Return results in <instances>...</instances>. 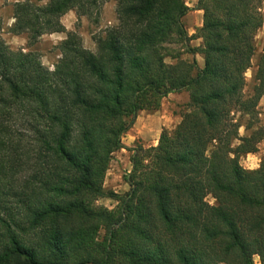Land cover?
Masks as SVG:
<instances>
[{
    "label": "trees",
    "instance_id": "16d2710c",
    "mask_svg": "<svg viewBox=\"0 0 264 264\" xmlns=\"http://www.w3.org/2000/svg\"><path fill=\"white\" fill-rule=\"evenodd\" d=\"M101 4L16 1L10 32L28 36L27 50L0 33V264H264V160L240 163L264 140V52L244 94L263 0H197L193 35L186 0H117L118 23L92 51L61 18L98 23ZM52 33L66 38L50 69L34 47ZM181 91L177 126L133 148L129 190H106L138 113Z\"/></svg>",
    "mask_w": 264,
    "mask_h": 264
},
{
    "label": "rangeland",
    "instance_id": "374dc122",
    "mask_svg": "<svg viewBox=\"0 0 264 264\" xmlns=\"http://www.w3.org/2000/svg\"><path fill=\"white\" fill-rule=\"evenodd\" d=\"M16 1L20 0L0 1L2 2L0 3V33L12 49L27 50L28 36L26 34L16 35L10 32V28L15 20L13 18V5ZM31 1L37 4H45L49 0ZM101 3V14L98 23L91 21L86 16L78 18L75 10L69 11L61 18L66 29L77 31L82 37L84 46L92 51L97 50L94 37L104 34L108 28L118 23L116 14L117 0H101ZM186 3L191 9L184 20L189 34L193 35L197 33L198 28L202 25L203 11L196 9L197 0H186ZM261 11L264 16V0ZM65 38V33H59V35L45 34L34 47V50H37L41 54L43 63L50 69L54 68V65L61 57L59 46ZM255 43L256 53L252 59V66L245 73V96L252 95L256 84L254 77L256 66L259 56L264 52V25L258 30ZM191 44L198 47L201 44V39L195 38L191 41ZM183 57L192 59L188 54H185ZM195 57L199 62V66L203 67L204 61L201 54H196ZM166 61L171 63L173 60L168 57ZM188 103L189 93L187 91L173 92L162 99L159 109L152 111L143 110L138 113L133 126L123 137V144L125 147L113 154L104 182L106 190H113L117 193H124L129 190V185L126 182L125 176L132 168L131 155L133 148L137 145H143L144 147L157 145L162 130H172L177 126L181 120L182 114L187 111ZM258 112V125L264 126V96L259 102ZM239 117L240 115L238 113L237 118ZM246 122L247 117L241 120L242 126L239 130L240 136H246L251 132L246 129ZM263 160L264 140L259 144L258 152L242 156L240 163L246 169H256ZM207 200L211 204L215 203L214 198L210 195L207 196ZM97 203L107 206L108 208H114L117 204L114 199L109 197L100 198ZM256 262L259 264L258 257L256 258Z\"/></svg>",
    "mask_w": 264,
    "mask_h": 264
},
{
    "label": "crops",
    "instance_id": "0c3cea01",
    "mask_svg": "<svg viewBox=\"0 0 264 264\" xmlns=\"http://www.w3.org/2000/svg\"><path fill=\"white\" fill-rule=\"evenodd\" d=\"M1 1V0H0ZM0 3H2V2H0ZM190 7V6H189ZM1 9V8H0ZM199 11H202V10H199ZM187 16V15H186ZM203 21V20H202ZM51 35H59V33H53V34H51Z\"/></svg>",
    "mask_w": 264,
    "mask_h": 264
}]
</instances>
